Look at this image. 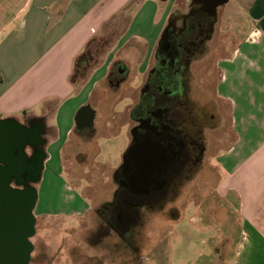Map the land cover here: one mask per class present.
I'll return each instance as SVG.
<instances>
[{
    "label": "crops",
    "instance_id": "0c3cea01",
    "mask_svg": "<svg viewBox=\"0 0 264 264\" xmlns=\"http://www.w3.org/2000/svg\"><path fill=\"white\" fill-rule=\"evenodd\" d=\"M238 1L252 19L251 29L228 49L226 44L237 31L224 34L218 20L217 31L219 28L224 41L220 49L212 50L218 74L214 93L227 107L226 122L233 135L210 162L218 174L214 192L226 209H181L171 223L187 220L199 232L215 227L204 242L207 254L200 255L196 264H264V0ZM115 2H122L117 9ZM128 2L0 0V120L42 121L44 134L52 139L44 146L43 169L54 158L62 167V157L73 156L78 149L75 130L84 107L94 110L104 103L108 113L115 114L119 100L111 103L106 84L115 59L126 65L132 85H140L175 0H137L116 45L85 80H72L78 58L100 38L103 24L120 14L119 8ZM47 115L52 116L53 126L43 121ZM108 133L107 123L98 136ZM41 174L40 189L45 183ZM64 186V207L37 209L34 216L36 212L47 217L76 216L89 209L78 188Z\"/></svg>",
    "mask_w": 264,
    "mask_h": 264
},
{
    "label": "flooded vegetation",
    "instance_id": "af4514ba",
    "mask_svg": "<svg viewBox=\"0 0 264 264\" xmlns=\"http://www.w3.org/2000/svg\"><path fill=\"white\" fill-rule=\"evenodd\" d=\"M175 1L179 3L165 20L139 89L132 88L134 97L126 94L132 102L127 105V117L123 119L128 141L122 159L105 181L109 187L104 188L105 183H101L99 189H94L96 201L90 200L88 211L81 214L92 215L89 233L97 243L80 246L79 255L67 256L68 264H144L149 253L158 264H166L165 240L153 242L148 229L177 220L181 209L190 208L186 204L189 198L194 200L192 209H226L214 192L217 172L204 167L205 133L224 126L221 103L207 69L198 76L199 65L213 57L219 10L225 4L223 0ZM223 41L219 35L221 45ZM128 77L126 65L115 59L106 76L107 95L112 104L123 94ZM105 107L104 103L94 110L86 106L78 114L75 130L80 140L78 152L68 158L74 159L73 166H78L74 167L75 172L81 161V166L91 164L93 139L108 121L122 120ZM23 125L29 129L31 140L37 133L39 140L25 146L26 165L9 180L13 189L34 188L45 157L42 121H26ZM80 180L85 182V188L96 181L93 175L91 179ZM104 239L108 240L107 249L101 243ZM31 244L29 264L34 252L32 241ZM89 250L95 253L88 255Z\"/></svg>",
    "mask_w": 264,
    "mask_h": 264
},
{
    "label": "rangeland",
    "instance_id": "374dc122",
    "mask_svg": "<svg viewBox=\"0 0 264 264\" xmlns=\"http://www.w3.org/2000/svg\"><path fill=\"white\" fill-rule=\"evenodd\" d=\"M90 1H95L97 4L102 2V0ZM130 1L131 2H128L125 6L119 8L122 9L120 14H117L115 17L110 19V21L103 24L100 31V38L87 47L82 62H79V64H76L75 66V73L73 75V80L75 82H82L85 80L91 69L98 63L99 59L103 57L114 45H116L120 34L129 24L130 17L134 12L133 6L137 0ZM121 3L122 2H115L113 7H116L117 9ZM177 3H179V1H176V4ZM239 3L240 2L238 0H230L224 8L219 10V13H221V15H219V24L221 25L222 32L225 34L226 31H237V33L233 34V40H231L232 43L228 41L229 43L226 44L228 49L238 44L246 32L251 29L252 19L246 10L239 6ZM238 19H240L241 22H237ZM219 35L222 36L223 34L219 32L218 28V34L216 41L214 42L213 49L216 47L219 48L221 45L219 42ZM216 60L217 56H213L205 63L199 65L201 70L198 73V76L201 77L202 74L207 72V75L210 76L209 79H211L213 85L212 87H214L218 76L215 70V65L217 63ZM197 68L198 66L196 68L194 67V69ZM128 75H130V73H128ZM128 78L129 80L125 87H123L122 93L126 89V94H133L134 92H132V88L135 87L136 89H139V84L138 86H133L131 77L129 76ZM126 94H122L120 96L119 101L116 102L114 107V113L122 120L119 121L113 119L110 122L108 121L109 133L107 135L98 136L97 142L93 143L91 147L93 150L91 157L94 160L91 161L89 167L81 166L83 164L81 161L79 163V172H75L74 167L78 166H73L71 164L74 162V159H68L69 157H73L72 155L62 157V167L60 168L56 158H54L48 165H44V169L41 174V178H45L43 187L40 189L41 183L39 182L33 184L35 190H37V202L33 210V214L37 209H39L38 211H47L49 209H55L59 206L64 207L63 195H65V193L62 191L65 187L64 183L71 186V188H78L79 193L85 198V200H87L88 203H90V200L92 202L96 201L93 190L99 189L100 185L102 186L101 183L108 181L110 172L120 163L127 146V124L124 122L127 117L125 105H130L132 100L130 102L126 97ZM134 96L135 94L132 95V97ZM93 101L97 104L95 100ZM107 107L108 106L105 108L107 109ZM219 109L223 114L224 126L218 131H207L205 133L207 139V153L205 155L204 167L206 170H212L214 173L216 171L213 167L211 168V166H209V162H211L212 158L219 153L222 147L225 146V142H229L233 138V135L228 128V123L226 122L227 107L225 104H221ZM47 116L48 117H46L45 120L43 119V121L48 126H53L54 120L52 116ZM13 120L17 121L16 119ZM19 121L17 122L22 125L26 122L22 118ZM44 140L45 147L52 142L50 135L47 134L44 135ZM80 149L82 148L79 147V150ZM75 151L78 152V149H75ZM50 152H52V150H50ZM50 152H48V155H51ZM59 161L61 162V159H59ZM90 168L91 170H89ZM92 175L96 181L93 183V186L90 185V187L85 188V182L80 179H91ZM108 187L109 183L107 182L105 183L104 188ZM186 204L190 207V210H193L194 200L192 198H189ZM78 206L79 205L77 203L75 208L77 209ZM35 214V235L30 239L34 244L33 259L31 264H68V257L75 258L76 255H79L81 247L84 245V247H87V245L95 244V242L97 243V241H94L95 239H91L93 236H90L89 233V225L92 223L91 219H89L92 218L91 214L85 216H82V214L78 216L62 217H47V215L37 212ZM214 228L215 227L211 226L208 227L207 231L199 232L192 224H189V221L185 220V222L175 225L170 223L159 227L154 226L153 228L148 229L147 232L153 242L159 238L165 240L164 259L167 260L166 264H196L200 255L207 254L208 249L206 245H204V242L206 238H209L216 231ZM101 243L104 245L103 247L107 249L108 240L104 239ZM94 253L95 251H88V255H92ZM144 258L145 257H143V259ZM143 263L158 264L152 253L147 255Z\"/></svg>",
    "mask_w": 264,
    "mask_h": 264
},
{
    "label": "water",
    "instance_id": "95a60500",
    "mask_svg": "<svg viewBox=\"0 0 264 264\" xmlns=\"http://www.w3.org/2000/svg\"><path fill=\"white\" fill-rule=\"evenodd\" d=\"M227 2L223 0L222 4ZM38 140V133L31 140L25 125L13 119L0 120V264H29L37 191L32 186L13 189L9 180L26 165L25 146Z\"/></svg>",
    "mask_w": 264,
    "mask_h": 264
},
{
    "label": "trees",
    "instance_id": "16d2710c",
    "mask_svg": "<svg viewBox=\"0 0 264 264\" xmlns=\"http://www.w3.org/2000/svg\"><path fill=\"white\" fill-rule=\"evenodd\" d=\"M86 51V50H85ZM84 56H85V52L78 58V60L76 61V64L78 65L79 64V62L81 63L82 62V60H83V58H84ZM85 61V60H84ZM76 64H75V66H76ZM74 73H75V68H74V71H73V75H74ZM73 77L74 76H72V80H73ZM74 81V80H73Z\"/></svg>",
    "mask_w": 264,
    "mask_h": 264
}]
</instances>
